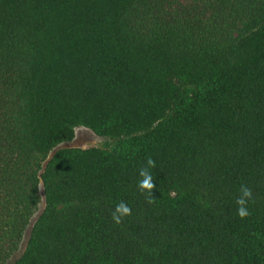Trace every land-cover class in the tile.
Here are the masks:
<instances>
[{
  "label": "trees",
  "instance_id": "16d2710c",
  "mask_svg": "<svg viewBox=\"0 0 264 264\" xmlns=\"http://www.w3.org/2000/svg\"><path fill=\"white\" fill-rule=\"evenodd\" d=\"M0 264H264V0H0Z\"/></svg>",
  "mask_w": 264,
  "mask_h": 264
},
{
  "label": "clouds",
  "instance_id": "9594fccd",
  "mask_svg": "<svg viewBox=\"0 0 264 264\" xmlns=\"http://www.w3.org/2000/svg\"><path fill=\"white\" fill-rule=\"evenodd\" d=\"M148 163L149 165L154 164L152 160H149ZM140 175L144 177V179L141 180L138 185L142 191L143 190L150 191L155 188V185L152 182L151 176L146 171L141 170ZM240 193L241 195L236 200V204L238 205L237 214L239 215L240 218H244L249 215L246 205L252 199V191L247 186L242 185L240 188ZM130 214H131V209L125 203L121 202L120 204L116 206L113 219L115 220L116 223H120L121 219L124 216L130 215Z\"/></svg>",
  "mask_w": 264,
  "mask_h": 264
},
{
  "label": "rangeland",
  "instance_id": "374dc122",
  "mask_svg": "<svg viewBox=\"0 0 264 264\" xmlns=\"http://www.w3.org/2000/svg\"><path fill=\"white\" fill-rule=\"evenodd\" d=\"M109 143H111V139H109L108 137L97 135L84 126H78L74 130V137L72 138V140L61 143L60 145L57 146V149L64 147H79V148L104 147ZM42 208H43V201L41 200L34 213L32 222L38 216ZM27 236H28V231L26 232L23 242L21 244V250L25 244Z\"/></svg>",
  "mask_w": 264,
  "mask_h": 264
}]
</instances>
